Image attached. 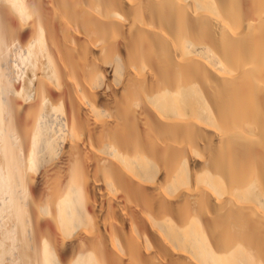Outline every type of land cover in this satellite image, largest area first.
Returning <instances> with one entry per match:
<instances>
[{
  "label": "bare ground",
  "instance_id": "1",
  "mask_svg": "<svg viewBox=\"0 0 264 264\" xmlns=\"http://www.w3.org/2000/svg\"><path fill=\"white\" fill-rule=\"evenodd\" d=\"M0 264H264V0H0Z\"/></svg>",
  "mask_w": 264,
  "mask_h": 264
}]
</instances>
